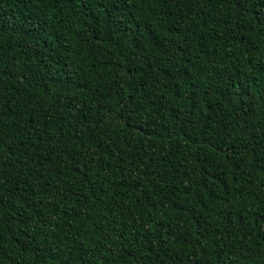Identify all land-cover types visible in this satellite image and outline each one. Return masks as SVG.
Returning a JSON list of instances; mask_svg holds the SVG:
<instances>
[{
    "label": "trees",
    "instance_id": "obj_1",
    "mask_svg": "<svg viewBox=\"0 0 264 264\" xmlns=\"http://www.w3.org/2000/svg\"><path fill=\"white\" fill-rule=\"evenodd\" d=\"M0 264H264V0H0Z\"/></svg>",
    "mask_w": 264,
    "mask_h": 264
}]
</instances>
